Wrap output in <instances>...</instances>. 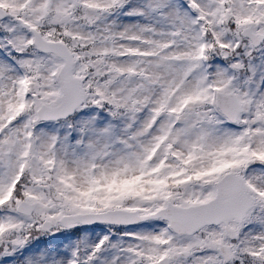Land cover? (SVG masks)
<instances>
[{
  "label": "snow or ice",
  "instance_id": "obj_1",
  "mask_svg": "<svg viewBox=\"0 0 264 264\" xmlns=\"http://www.w3.org/2000/svg\"><path fill=\"white\" fill-rule=\"evenodd\" d=\"M0 264H264V0H0Z\"/></svg>",
  "mask_w": 264,
  "mask_h": 264
}]
</instances>
